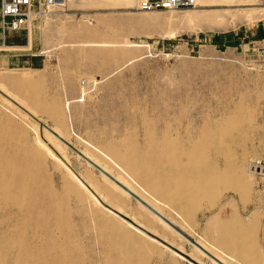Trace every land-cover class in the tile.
Wrapping results in <instances>:
<instances>
[{
	"label": "rangeland",
	"instance_id": "1",
	"mask_svg": "<svg viewBox=\"0 0 264 264\" xmlns=\"http://www.w3.org/2000/svg\"><path fill=\"white\" fill-rule=\"evenodd\" d=\"M138 2L57 0L12 34L33 57L26 67L0 69V126H16L4 141L39 153L45 168L35 176L50 179L67 212L50 233L21 228L33 221L17 213L27 203L5 195L0 264H32L26 252L47 250L51 235L71 264H217L132 197L121 199L123 210L141 214L181 254L112 218L102 198L104 208L66 197L68 182L78 186L69 170L88 187V180L116 186L75 150L112 177L123 176L121 168L139 173L144 189L168 186L157 205L229 264L228 207L264 196V177L248 169L264 164V0H199L177 12L140 11ZM50 204L45 198L40 205Z\"/></svg>",
	"mask_w": 264,
	"mask_h": 264
},
{
	"label": "bare ground",
	"instance_id": "2",
	"mask_svg": "<svg viewBox=\"0 0 264 264\" xmlns=\"http://www.w3.org/2000/svg\"><path fill=\"white\" fill-rule=\"evenodd\" d=\"M198 1L199 0H196L197 6L199 4ZM206 1L208 0H201V3ZM222 1L235 2L238 0H222ZM56 5H57V1H56ZM91 84L92 82L87 80L86 85L81 86L82 90H85V88L87 86L89 87ZM7 123L9 125V128L7 129L0 126V215L1 216L4 215L8 209V207L2 205V198L5 195H10L18 199H22L24 202L27 203V205L25 206V208L19 210V212L17 213L24 214V216L26 217H33V221L28 226H26L25 222H21L19 224V227L21 228L29 227L33 230H47L50 233L54 227L63 226V223L66 220L65 215L67 211L66 209L63 208L64 206L57 205V197L55 194L56 191L50 179L46 180L48 182V185H46L47 190L43 191V185L46 182L45 179L41 180L40 178L38 177L36 178L35 176V173L44 170L45 168V164L39 158V153L30 147L19 149L18 146L5 143L4 141L5 135L7 134L12 135L16 127L13 122H7ZM38 144L41 145L40 142H38ZM42 146L45 148L47 154L52 159L58 160V158L56 157V155L53 153L52 150H50L48 147L44 145ZM93 161L95 164L97 163L99 167L101 166V168H103L104 171L109 173V175L111 174L109 167L107 168L104 165L102 166L95 159H93ZM120 170L126 177H124V175L123 176L116 175L114 176L115 177L114 179L118 183L128 188L134 194H136L150 207H152L154 210H156L158 213H160L162 216H164L172 223V221L169 219L165 211L157 205L159 203L161 204V202L156 197L157 196L156 194L161 193L162 191H164V189H169V187L168 186L165 187V185H159L154 188L152 187V188L144 189L143 187L139 186V184L135 179L139 173H137L136 171L133 172L134 171L133 170L132 172L134 173V176H132V173L130 174L131 175L130 176L128 174L129 172H126L128 170H124L121 168ZM69 171L71 176L74 178V182H76L78 186L74 185L73 188V184H69L68 182L67 183L68 188L65 193L66 197H71V195L78 197V199L79 198L82 199L83 197H85L88 204H93L96 207L104 208L103 203L101 202L100 199L102 198L108 204V206L107 205L105 206L108 207L110 211L108 209L106 210L112 218L120 217L123 220H126L124 222L127 224V226L134 229L139 234L144 235L147 238H150L151 240L155 239L159 241L158 243L164 246L165 248L169 247L179 254L182 253V249L180 248L177 249L174 243L170 242L171 240L169 241L168 239L161 237V235L158 233L156 229H154L147 222H145L141 214H139L138 212L137 213L132 211L126 212L123 210L124 203L121 199L122 198L128 199L130 195L127 194L124 190H122L119 186L116 185L115 186L116 188L112 187V189L109 187H100L99 185L94 184L92 181L88 180V183L90 185L88 187L78 175L76 176L73 172H71V170ZM33 175L34 177H32ZM117 188H119L123 193L118 191ZM138 188L141 189L142 191L139 190ZM182 189H183V183L179 182L175 184L173 190L175 194H179L181 193ZM45 198L51 200V204L49 206L40 205L41 200ZM151 199L154 200V202ZM63 211L66 212L64 213ZM153 217L156 218L157 222L163 224L162 226L168 227L155 215H153ZM126 218H129V220ZM75 224L76 223L74 222L73 224L74 227H76ZM175 226L185 234L187 233L186 229L182 225L175 224ZM186 235L191 238V235L189 233ZM46 242L51 244V246L47 250H42L39 252L36 251L26 252L27 255L26 257L29 261L33 262L32 264H71V262H69L70 258L68 254L66 255L63 252V250L59 249V247H62L64 245L62 242L57 241V238H55L52 235L50 236V238L48 237ZM199 245L202 246L209 254H211L222 264H227L220 255L211 252V250L208 247H206L201 243ZM45 254H47V256H44ZM195 260L199 262L197 259Z\"/></svg>",
	"mask_w": 264,
	"mask_h": 264
},
{
	"label": "crops",
	"instance_id": "3",
	"mask_svg": "<svg viewBox=\"0 0 264 264\" xmlns=\"http://www.w3.org/2000/svg\"><path fill=\"white\" fill-rule=\"evenodd\" d=\"M255 33L256 31L252 32L250 36H255ZM258 33H264V24L259 28ZM12 34L16 33L8 34L3 46L0 36V69L21 68L32 64L33 56L21 50L26 47L27 42L17 40ZM3 48H18V50L7 51ZM227 229L226 258L229 264L232 260L234 262V259H237L236 264H264V196L253 197L250 204L239 206L237 210L231 211L228 207Z\"/></svg>",
	"mask_w": 264,
	"mask_h": 264
},
{
	"label": "built area",
	"instance_id": "4",
	"mask_svg": "<svg viewBox=\"0 0 264 264\" xmlns=\"http://www.w3.org/2000/svg\"><path fill=\"white\" fill-rule=\"evenodd\" d=\"M57 0H0V36L2 46L5 37L10 33L25 30L37 11L42 14L43 9L54 7ZM197 7L196 0H139L137 9L140 11H181ZM84 82H81L83 84ZM249 171L258 179L264 177V164L252 161Z\"/></svg>",
	"mask_w": 264,
	"mask_h": 264
},
{
	"label": "water",
	"instance_id": "5",
	"mask_svg": "<svg viewBox=\"0 0 264 264\" xmlns=\"http://www.w3.org/2000/svg\"><path fill=\"white\" fill-rule=\"evenodd\" d=\"M48 131L56 137L58 140L63 142L66 146H68L70 149H74L70 144H67L64 142L58 135H56L53 131H51L49 128H47ZM76 154L80 156L84 161L88 162L94 169H96L98 172L106 176L110 181L114 182L117 186H119L122 190H124L127 194L130 195L135 201H137L139 204H141L144 208H146L150 213L155 215L158 219H160L162 222H164L168 227H170L173 231L178 233L182 238L187 240L191 245L195 246L198 250L203 252L206 256H208L210 259L214 260L218 264H222L220 261H218L216 258H214L211 254H209L202 246H200L197 242H195L193 239L188 237L184 232H182L179 228H177L174 224H172L168 219H166L164 216H162L160 213H158L156 210H154L152 207H150L146 202H144L141 198H139L136 194H134L132 191H130L128 188L123 186L122 184L118 183L114 177L109 175L106 171H104L101 167L96 165L94 162L86 158L83 154H81L79 151L75 150ZM128 219V218H126Z\"/></svg>",
	"mask_w": 264,
	"mask_h": 264
}]
</instances>
